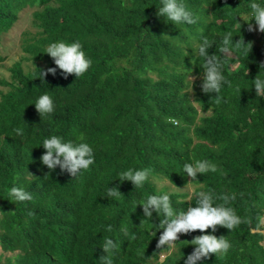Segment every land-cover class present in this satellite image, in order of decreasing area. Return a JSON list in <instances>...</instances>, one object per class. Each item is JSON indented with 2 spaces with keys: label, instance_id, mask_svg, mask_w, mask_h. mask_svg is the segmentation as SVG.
Masks as SVG:
<instances>
[{
  "label": "trees",
  "instance_id": "trees-1",
  "mask_svg": "<svg viewBox=\"0 0 264 264\" xmlns=\"http://www.w3.org/2000/svg\"><path fill=\"white\" fill-rule=\"evenodd\" d=\"M24 1L20 10L34 2L41 5L39 0ZM51 2L44 24L54 31L78 26L73 17L62 21L60 7L69 13L75 10L77 21L87 16L90 7L101 8L103 20L91 33L105 35L117 52L120 45L124 58L107 59L113 64L100 69L104 77L97 81L91 77L92 68L79 79L74 75L64 79L58 69L59 75L48 87L15 69L11 95L0 101V247L14 256H0V264H77L80 251L87 255L79 264H96L97 256L91 257L87 246L102 245L105 237L116 245L110 256L113 264H185L194 251L192 239L203 234L224 236L231 247L226 255H213L198 264H264V226L254 231L258 218H264V97H257L251 82L259 74L264 79L260 67L264 64L260 59L264 34L259 32V39L248 37L246 41L254 40L260 50L248 73L243 66L232 70V59L223 64V75L233 87L222 84L219 105L214 103L216 94L202 92L203 60L195 41L209 30L208 54L222 57L223 34L232 32L243 13L255 24L250 3L264 6V0H179L196 20L191 25L158 17L161 0H45ZM18 11L3 10L0 28L9 30ZM78 41L85 49L83 35ZM34 76H41L40 71ZM235 86L241 93L234 92ZM43 94L61 109H54L42 121L34 104ZM91 110L96 119L87 116L84 124L89 123L80 129L72 113L90 114ZM207 111L213 113L209 119L213 124L212 120H217L233 126L234 139L207 132L211 122L199 117ZM77 114L79 118L83 115ZM59 118L63 121L55 128L63 131V140L84 142L93 149L94 164L75 178L70 173L63 178L53 172L46 177L50 170L37 153V140L51 131ZM196 160H209L218 170L198 176L191 197L160 186L162 179L176 188L187 186L191 178L183 173V166ZM128 169L151 170L142 188L118 179ZM12 187L23 188L33 199L10 200ZM116 187L123 196L107 197L108 188ZM200 191L213 194V206L223 204L217 197L235 195L227 206L251 223H241L232 231L218 226L215 233L209 229L207 233L180 234L172 254L159 261L167 249L156 247L164 216L153 212L151 220L141 226L146 217L140 203L148 195L167 194L179 213L196 206ZM74 216L76 222L66 233L64 221ZM108 226L111 232L106 230ZM58 251L65 255V263H55Z\"/></svg>",
  "mask_w": 264,
  "mask_h": 264
},
{
  "label": "clouds",
  "instance_id": "clouds-1",
  "mask_svg": "<svg viewBox=\"0 0 264 264\" xmlns=\"http://www.w3.org/2000/svg\"><path fill=\"white\" fill-rule=\"evenodd\" d=\"M22 2L25 1H0V13L3 12V10L19 9V14L17 13L18 19L14 25L7 31L0 28V101L11 95L14 87L15 69H21L25 75H30L32 78L29 79H32V81L38 80L37 82L41 87H48L52 79L57 78L59 75L58 69L64 79H67L70 75H74L79 79L92 68L93 74L91 73V77L97 81L99 77H104L100 69L103 68V66L109 67L113 64V62L109 63L107 59H114L116 56L124 58L122 57L124 53L120 51V45L117 52V50H114L115 47H113V45H109L108 42H106L105 35L96 36V33L93 35L91 33V28L98 25L99 20H103L100 14L101 8L97 10L96 7H90L87 16H84V19L82 18L81 21H77L74 19V16H76L74 15L75 10L71 9L72 13H69L60 7L59 10L62 21L65 19L70 20L73 17V20L78 26L68 30L67 26H64V29L57 26L59 30L54 31L52 29L48 30L50 26L44 24L48 20L47 18L50 13L52 2L45 3V0L43 2L39 0L41 5L34 2L20 10ZM250 9L255 24L250 22L251 19L249 14L243 13L239 23L231 29L232 32L227 31L223 34L222 46L219 49L220 53L223 54L222 57H218L215 54H208V49L211 47L209 42V30H205L203 35L195 40L199 45L198 54L203 60L201 64L203 72L200 77L202 79V92L208 96L209 94H216L214 96V103L217 105H219L223 99V97L219 95L221 93L222 84H227L230 88L233 87L231 82L225 79L222 72L223 64L227 59L229 58L232 59L231 61H235L231 64L232 70H236L240 66H243L248 68L246 73L250 71L251 67L256 63L255 60L258 59L256 53L260 51L258 49L259 45L254 42V40H249V43L246 41L248 37H253L254 39L260 37L259 32L264 34V6L252 2L250 3ZM62 11L63 13H61ZM157 16L164 18L166 22L171 21L173 24L186 23L191 25L196 23L193 14L187 10L185 5L179 2V0H161V6L157 8ZM113 20L116 21V19ZM19 26H22V29L17 40H15L11 33ZM80 35H83L86 40L85 49L82 48V44L78 41ZM230 45L234 46V48L231 49ZM262 49L260 59L264 62V45ZM87 57H89V59ZM91 61H93V64ZM121 64L127 67L130 65L132 66L131 63L126 62H121ZM91 65L93 66L90 67ZM260 67L264 69V64H261ZM38 71H40L41 76H34ZM251 82L255 88L257 97H264V79L261 78L260 74ZM234 92L241 93V88L235 86ZM193 102L195 103L196 101L193 100ZM34 105L42 121L45 117L53 113L54 109H61V105L54 104L53 99L48 94L39 96ZM77 113H83V115L79 118ZM200 113L199 117L203 119V121L206 120L211 122L209 119H211L213 115L212 112L207 111L204 114ZM72 115L73 117L77 116L75 120L78 124L76 123V125L80 129L89 123V121H87L86 124H84V121L87 120V116L91 117V120H95L97 116L93 114L92 110L90 114L82 111L74 112ZM153 115L154 114H151V116ZM146 119L148 120L149 118ZM62 121L63 118L58 120L51 131L37 140L40 146L37 153L39 154V159L42 164L50 170L46 177L53 172V174H58L63 178H67V173H70L71 177L75 178L81 170H87L94 164V153L92 147L87 143H74L73 141L66 142L63 140L61 138L63 131H60V128H55L56 124L57 127H59ZM212 121L216 123L213 124L211 122L212 127L207 130V132L223 138L229 136L231 139H234L230 130V127L233 126H226L217 120ZM69 122L71 126L73 121L69 120ZM172 122L176 123L175 120H172ZM16 131L19 133L20 130L17 129ZM82 136L80 139L84 140L85 137ZM217 170V165L209 160H196L194 163H186L183 166V173L191 178L187 186L176 188L167 179H162L160 186L180 195L187 194L191 197L194 193L192 184L198 181L197 177L208 172L215 173ZM150 171V169H128L127 171L121 172L118 179L121 183L131 182L135 189L142 188L149 178ZM8 195L10 200L14 199L17 202H26L33 199L29 192L20 187H12ZM106 195L109 198H119L123 196L119 187L108 188ZM197 195L198 199L196 206H190L186 211H180L179 213L173 210L170 198L167 194L148 195L146 199L140 203L139 206L142 207L144 217H146V219L141 220V226L146 220H151L153 212L157 213L159 216L161 214L164 216V219L160 220L159 223V228L162 230V233L156 247L157 249H163L167 246L168 250L166 249L161 253L159 261H164L168 255L172 254L180 234L187 235L196 231L207 233L209 229L215 233L218 226L232 231L241 223H251L250 220H243L236 214L233 208L227 206L231 200L235 199V195L231 197L228 195L217 197L223 201V204L217 206H213L214 196L211 192L200 191ZM19 209L20 207L16 210L19 211ZM41 210L43 212L46 211L43 205H41ZM258 221L254 229V231L257 232L264 226V218H258ZM75 222V216L64 221L66 233ZM106 230L111 232V226H108ZM132 238L135 239L134 236ZM81 242L83 244V239ZM191 245L194 251L187 257L185 264H198V262L206 258L211 259L213 255H226L231 247L226 237L221 236L217 238L214 234H203L194 237L191 241ZM115 246L111 238L105 237L102 245L95 246L93 244H88L87 247L91 257L97 256L96 264H113L110 256L113 254L111 250ZM80 253L77 264L87 255V253L84 252L82 254V251H80ZM0 256L4 258L14 255L5 252V250L0 247ZM64 256L65 255L58 251L55 256V263H65L64 260H62Z\"/></svg>",
  "mask_w": 264,
  "mask_h": 264
},
{
  "label": "rangeland",
  "instance_id": "rangeland-1",
  "mask_svg": "<svg viewBox=\"0 0 264 264\" xmlns=\"http://www.w3.org/2000/svg\"><path fill=\"white\" fill-rule=\"evenodd\" d=\"M22 29V26H19L17 28H15L13 31H12V36L15 38V40H17L18 36H19V33ZM188 190V189H187Z\"/></svg>",
  "mask_w": 264,
  "mask_h": 264
}]
</instances>
